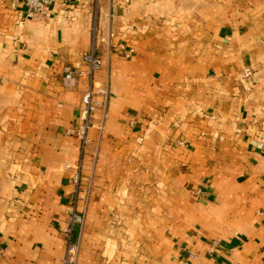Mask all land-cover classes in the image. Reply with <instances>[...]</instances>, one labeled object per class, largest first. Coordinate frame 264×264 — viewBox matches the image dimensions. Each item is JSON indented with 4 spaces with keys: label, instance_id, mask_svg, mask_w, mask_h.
I'll list each match as a JSON object with an SVG mask.
<instances>
[{
    "label": "crops",
    "instance_id": "1",
    "mask_svg": "<svg viewBox=\"0 0 264 264\" xmlns=\"http://www.w3.org/2000/svg\"><path fill=\"white\" fill-rule=\"evenodd\" d=\"M25 13L0 0V264H64L73 206L78 264H264V1ZM94 45L102 67L66 87ZM91 86L82 147L67 129Z\"/></svg>",
    "mask_w": 264,
    "mask_h": 264
},
{
    "label": "built area",
    "instance_id": "2",
    "mask_svg": "<svg viewBox=\"0 0 264 264\" xmlns=\"http://www.w3.org/2000/svg\"><path fill=\"white\" fill-rule=\"evenodd\" d=\"M26 6V13L25 17L30 19H41L49 15V13L55 7H63L67 0H23ZM15 5V4H14ZM117 50L120 54H122L125 58H131L132 53L134 52V48H128L124 43H121L117 46ZM81 63L85 67L82 66H70L66 65L64 67V85L66 87L71 86L76 79L82 75L84 72H87L90 76L97 70L102 67V59L99 55L95 53V45L90 51L83 53L81 57ZM254 69L249 66L246 67L245 70L241 74L242 80L246 83H249L253 77ZM248 89L250 86L247 87ZM96 91L94 87H89L84 95V108L82 110V122L75 128H68V134H75L80 142L82 147L86 143L89 142L88 136V129L93 125L91 118L93 117L94 113L97 111V107L94 101V95ZM100 129H103V123L99 125ZM76 182L79 181L78 173L75 176ZM196 196H200L203 194L202 189H198L195 192ZM69 218H68V225L65 227L64 231L68 237L66 243V251L65 256L63 259L64 264H74L76 261V252H77V245L79 242H76L72 239V232L75 225H83L86 220L85 212H79L76 210V207L73 206L68 210ZM218 241L215 242L217 245ZM4 252V247L0 240V255Z\"/></svg>",
    "mask_w": 264,
    "mask_h": 264
},
{
    "label": "rangeland",
    "instance_id": "3",
    "mask_svg": "<svg viewBox=\"0 0 264 264\" xmlns=\"http://www.w3.org/2000/svg\"><path fill=\"white\" fill-rule=\"evenodd\" d=\"M264 1V0H263ZM242 79V78H241ZM130 128V127H129ZM181 144H186L184 141H180ZM91 186V185H89ZM80 255H81V243L79 242L77 245V252H76V261L74 264H78L79 260H80Z\"/></svg>",
    "mask_w": 264,
    "mask_h": 264
}]
</instances>
